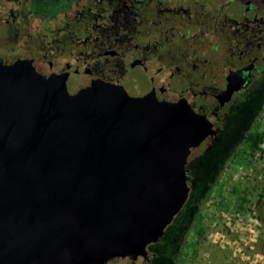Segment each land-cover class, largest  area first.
<instances>
[{
	"label": "water",
	"instance_id": "1",
	"mask_svg": "<svg viewBox=\"0 0 264 264\" xmlns=\"http://www.w3.org/2000/svg\"><path fill=\"white\" fill-rule=\"evenodd\" d=\"M211 134L177 123L153 91L132 100L88 70L0 60V264L146 257L186 205L189 156Z\"/></svg>",
	"mask_w": 264,
	"mask_h": 264
},
{
	"label": "flooded vegetation",
	"instance_id": "2",
	"mask_svg": "<svg viewBox=\"0 0 264 264\" xmlns=\"http://www.w3.org/2000/svg\"><path fill=\"white\" fill-rule=\"evenodd\" d=\"M30 4L0 0V22L22 43L9 46L12 59L0 60H31L45 76L88 70L132 100L153 91L177 123L197 118L212 133L189 156L191 192L174 219L171 251L157 248L164 235L146 257L109 262L178 264L200 208L183 217L197 181L192 165L245 131L247 101L264 82V0H74L58 16L31 15Z\"/></svg>",
	"mask_w": 264,
	"mask_h": 264
},
{
	"label": "rangeland",
	"instance_id": "3",
	"mask_svg": "<svg viewBox=\"0 0 264 264\" xmlns=\"http://www.w3.org/2000/svg\"><path fill=\"white\" fill-rule=\"evenodd\" d=\"M73 1L31 0L29 10L31 15L58 16L70 10ZM15 40L0 22V59H12L11 45L22 49V43ZM247 103L249 124L245 131L228 147H220L215 155L192 165L197 181L192 183L195 192L183 217L187 218L196 203L200 208L189 225L178 264H264V244L259 241L264 238V224L255 219L259 214L255 204L264 194V143L259 150H252L245 141L250 132L264 131V82ZM176 221L166 229L159 251H171L169 244L178 238Z\"/></svg>",
	"mask_w": 264,
	"mask_h": 264
},
{
	"label": "trees",
	"instance_id": "4",
	"mask_svg": "<svg viewBox=\"0 0 264 264\" xmlns=\"http://www.w3.org/2000/svg\"><path fill=\"white\" fill-rule=\"evenodd\" d=\"M245 141L252 148V150H259L260 146L264 143V131L260 133L250 132L245 136ZM262 152L264 153V150ZM203 202L204 199L201 204ZM255 206L259 208V214L256 215L255 219L259 220L261 223L264 224V194L259 195ZM262 231L264 232V226L262 227ZM259 241H262V243L264 244V238L259 239Z\"/></svg>",
	"mask_w": 264,
	"mask_h": 264
}]
</instances>
